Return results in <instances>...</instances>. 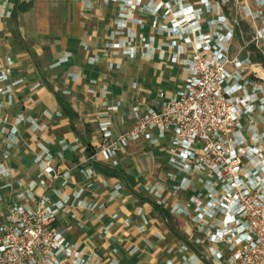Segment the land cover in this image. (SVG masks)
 Wrapping results in <instances>:
<instances>
[{"label":"built area","instance_id":"built-area-1","mask_svg":"<svg viewBox=\"0 0 264 264\" xmlns=\"http://www.w3.org/2000/svg\"><path fill=\"white\" fill-rule=\"evenodd\" d=\"M106 1L118 7L115 25L120 38L111 47L134 56L139 42L145 59L164 52L185 77L173 94L161 93L154 106L136 107L134 124L124 133L115 135L113 122L100 120V154L117 165L129 146L167 141L170 166L179 174L172 185L178 200L170 212L191 226L185 248L198 250V264H264V77L259 72L264 61L251 58L260 54L264 59V26L251 39L242 28V13L256 20L263 11H252L245 0L237 11L232 0ZM12 4L0 0V31L12 16ZM137 12H145L152 23L148 35L141 31L144 20ZM134 24L139 32L132 30ZM242 50H247V58L241 57ZM10 72L0 61V95L23 81L8 83ZM103 91L109 94L111 89L104 86ZM120 106L118 101L109 109L116 112ZM22 121L10 124L12 136L19 133ZM13 145L10 138L0 140L7 162L0 175L6 181ZM45 156L36 158L38 180L21 186L6 214L0 207V264L85 263L68 241L69 216H63L62 228L56 221L71 199L82 206L90 185L78 186L69 195L71 169L61 171ZM93 159L87 155L86 163ZM84 171L88 176L95 173L91 167ZM165 184L159 181L146 190L160 199ZM38 188L44 194L38 195Z\"/></svg>","mask_w":264,"mask_h":264},{"label":"crops","instance_id":"crops-1","mask_svg":"<svg viewBox=\"0 0 264 264\" xmlns=\"http://www.w3.org/2000/svg\"><path fill=\"white\" fill-rule=\"evenodd\" d=\"M241 2L232 0L234 11ZM244 2L252 11H263V17L256 20L242 13L243 31L251 39L264 26V5L261 0ZM12 10L0 31V61L11 70L8 83L23 81L0 95V140L10 138L14 144L8 151L11 176L6 181L0 175L1 211L7 213L21 186L38 180L36 158L45 154L57 169H71L69 195L78 186L90 185L82 206L71 199L56 221L62 228L66 226L63 216H69L68 241L82 253L84 264H198V250L185 248L190 224L170 212L178 200L172 185L179 174L170 166L167 141L129 146L119 155L117 165L100 154V120L110 119L115 135L124 133L134 124V109L154 106L161 93L173 94L183 83L184 71L171 64L164 52L143 58L139 42L134 56L111 47L120 38L115 25L118 7L113 2L13 0ZM136 16L144 20L141 31L148 35L149 17L145 12ZM132 30L139 32L140 26L134 24ZM237 47H242L239 38ZM247 50H242L241 57L247 58ZM260 56L264 61L260 54L251 58L258 61ZM259 72L264 77V67ZM104 86L110 87L109 94L104 93ZM56 92L78 114L75 125L81 136L72 128ZM118 101L119 110L110 111ZM21 118L19 133L12 136L10 124ZM88 151L94 159L86 163ZM5 154L6 148H0V167L7 164ZM87 167L95 173L88 176ZM102 167L118 169L121 176H107L100 171ZM163 180L160 199L146 190ZM37 194H44V189L38 188ZM157 205L170 213L169 219ZM169 221L184 238L173 232Z\"/></svg>","mask_w":264,"mask_h":264},{"label":"trees","instance_id":"trees-1","mask_svg":"<svg viewBox=\"0 0 264 264\" xmlns=\"http://www.w3.org/2000/svg\"><path fill=\"white\" fill-rule=\"evenodd\" d=\"M26 9H28L27 6L24 7L23 9H20V11H24ZM244 28L246 29V26ZM256 58L259 59V60L262 59L261 56L260 57H256ZM56 96H57L59 104H60L61 108L63 109L64 113L70 118L71 124H72V128L81 136V132L78 130V128L75 125V121L78 118V114L73 110L72 106L69 104V102L66 100V98L61 93L56 92ZM84 142L89 145V143L86 140H84ZM87 154L89 156H92V152L91 151H88ZM100 171L105 173L107 176H115V177H120L121 176V172L118 171V169L117 170H113V169H110V168L102 167V168H100ZM130 180H131V178H130ZM157 208L159 210H161L162 215L165 218L169 219V217H170V213L169 212H167L165 209H163L162 206L157 205ZM169 222H170V226H171L173 232L178 237L184 238V236L183 235L181 236V234L175 229L173 223L171 221H169Z\"/></svg>","mask_w":264,"mask_h":264}]
</instances>
